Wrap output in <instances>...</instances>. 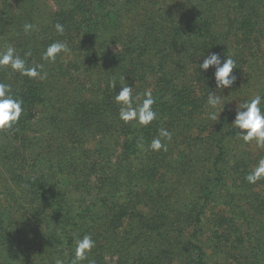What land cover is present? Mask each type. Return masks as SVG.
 <instances>
[{
    "label": "trees",
    "instance_id": "trees-1",
    "mask_svg": "<svg viewBox=\"0 0 264 264\" xmlns=\"http://www.w3.org/2000/svg\"><path fill=\"white\" fill-rule=\"evenodd\" d=\"M201 1L212 4L217 0ZM246 1L249 0H244L242 6ZM251 1L254 5L250 10L257 17L260 10L255 12V6H261L263 0ZM55 2L58 7L50 11L46 7L48 3L39 0H0V49L11 44L21 57L31 52V56L26 57L28 65L43 63L48 73L47 79L41 81L0 67V82L12 86L13 93L22 98L24 109L12 130L0 131V264H54L56 258L71 264L73 237L85 233L92 235L96 247L83 264H101L104 258L114 259L104 264H264V179L256 184L245 180L249 172L247 166L255 165L257 159H249L238 175V161L231 164L228 160L224 134L222 139L218 137L221 125L214 131L209 130L215 136L212 137L217 145L214 152L208 148L199 159L189 151L190 145L165 168L167 178L175 180V172L185 178L184 184L175 189L176 196L187 194L185 210L196 222H202L206 206L215 199L210 218L213 240L207 252L200 247L199 240L194 239L197 234L185 235L181 226L173 229L167 214H172L171 210L177 205L168 208L170 204L161 205L158 201L164 183L171 188L169 180H155L158 174L155 170L162 164L163 157H168L169 150L139 152L137 147V141L142 139L147 148L160 127L172 133L182 129V134L194 126L195 134L203 135L216 121L206 116L196 118L193 110L202 99L194 96H207L215 90L223 97L221 91H226L227 96L223 98L231 103L232 100L242 102L257 92L264 95L263 68L250 64L248 76L243 77L241 83L237 78L232 88L224 90L215 89L214 80L209 79L211 75L201 74L196 60L190 70L188 64L199 50L196 46L200 45L192 39L210 37L205 13H197L183 28L179 22L188 18L176 20L177 16H172L168 19L171 8L160 7L157 17H154L155 9H138L150 15L147 21L153 20L134 35L135 48L115 51L109 47L132 40L127 35V22L133 16L130 7L135 9L136 5L129 6L130 0ZM169 21L171 25H167ZM250 21L251 18H247L245 27ZM193 22H196L195 28ZM26 23L33 24L35 30L25 34ZM56 23L64 26L63 35L56 32ZM114 27L116 30H112ZM193 29L198 37L192 35ZM57 40L67 42L70 52L59 55L55 63L43 61L41 53ZM96 59L101 63L96 66V73L106 77L105 71H111L117 84L121 76H126L129 85L134 80L141 81L142 87L151 80L160 84L161 91L170 89L177 94L179 99L176 98L175 103L171 104L168 99L162 104L161 110L166 105L169 117L158 115L154 125L147 127L120 121L119 105L112 102L113 95L120 91L119 85L113 90L106 80L99 87L81 86V77L84 78ZM233 74L241 76L239 69ZM67 92L71 96L63 102L61 98ZM124 126H129L131 134L122 130ZM116 131L123 139L122 146ZM225 133L238 136L237 130ZM115 153L119 154L117 158H113ZM200 160L210 161L211 174H216L213 184L208 177L199 179ZM224 165L225 170L219 169ZM52 166L58 167L65 178L61 182H49L50 188L48 180L57 175L50 170ZM107 170L124 179L139 181V191L133 192L131 198L127 196L119 207L98 211L88 202L72 205L62 199L71 189L85 190L91 197L96 191L94 177L98 182ZM165 174L158 175L164 177ZM81 176H85L84 179ZM107 180L103 178L100 186ZM217 188L222 192L214 196ZM196 193L201 195L202 203L199 198H193ZM240 201L245 202L240 204ZM140 204L148 207L147 218H139L135 226V217L127 209L138 210ZM122 219L128 221L130 231H115Z\"/></svg>",
    "mask_w": 264,
    "mask_h": 264
},
{
    "label": "rangeland",
    "instance_id": "rangeland-1",
    "mask_svg": "<svg viewBox=\"0 0 264 264\" xmlns=\"http://www.w3.org/2000/svg\"><path fill=\"white\" fill-rule=\"evenodd\" d=\"M43 2H47L48 4L46 7L50 10L53 11L55 9V6L58 7V4H56V0H39ZM60 1V0H59ZM194 0L187 2L185 0H130L129 6L132 4V6H135V9H132L130 7V10L133 12V16L129 18V22L127 24L129 25V30L127 32V35L132 39V40H124L121 43H115L112 47H109V50H125L126 48H135L136 43L135 39H133L134 35H138L139 32L144 28L145 24L151 22L153 18L150 21H147V18L150 15H145L143 12L139 11L141 9H155L156 13L154 17L159 16L157 11L159 10L160 7H167L171 8L172 12L170 13L168 19H171L172 16H177L175 19L178 20L179 18L187 19L186 21L179 22V26L181 25L183 28L185 27V24L187 25L189 20L195 19V15L197 13H205L208 22L207 29L209 30L210 37L208 38H198V39H192L195 40V43L200 44L197 45L196 47L199 49L197 54L192 57L191 63H189L188 68L192 70V65L194 66L195 64L193 63L195 60L197 64L203 62L202 56L208 52H217L220 53L222 56H229L231 55L235 61H236V66L237 69H234L233 72H237L238 69L240 71L241 76L237 75L239 78V82H242L243 77L248 76L250 73V64H255V67H262L263 72H264V0L263 4L261 6L256 5L255 6V12L256 9L260 10L255 18L253 16L252 10L250 8L254 5L252 4V1H246L244 6H242L244 0H217L214 1L212 4L210 2L204 3V1H197L193 2ZM157 2V5H156ZM256 2V1H255ZM247 5L246 9L244 8ZM263 6V8H262ZM244 8V10H243ZM139 9V10H138ZM262 9V10H261ZM135 11V13H134ZM168 16V15H167ZM251 18L250 23L248 26L245 27L244 23L247 22V18ZM128 21V19H127ZM172 21V20H171ZM171 21L167 23V25H171ZM196 22H193L195 24ZM117 25V24H115ZM165 25V26H167ZM180 26V27H181ZM196 27V24L193 26V28ZM112 30H116V27H114ZM250 32V33H249ZM192 35L198 37L199 35L196 33L195 30L193 29ZM187 37V36H186ZM195 56H198L195 58ZM241 59V60H240ZM101 65L99 61H95V64L91 65L89 67L90 70L87 71L85 74L84 78H82L83 83L81 86H86V85H94L96 87L102 86L103 83L112 81L114 78V75H112L111 71H105L106 77L103 75L99 76L98 73H96V66ZM118 62L116 63V65ZM107 65V64H106ZM110 66V63L109 65ZM50 68V65L48 66ZM199 68V67H198ZM213 69L210 68L207 72H201L204 76H207L208 74L212 76ZM96 75V76H95ZM90 79L91 81H88ZM70 83V79L67 81ZM141 81H132L130 83V86L133 85L134 87L137 88V90H134V93H142L146 89H151L153 96L156 98V104L153 105L154 110L157 111L158 115L164 116L165 118L169 117L167 114V107H165L161 110L162 104L164 101H167L168 99H171L170 102L171 104L175 103L176 98L179 99V96L174 95L173 92L170 91H161V86L160 84H155L150 80V82L144 84L145 86L142 87ZM262 83H264V74L262 78ZM68 88L70 87L67 86ZM120 87V86H119ZM256 89V86L254 87ZM252 88V89H254ZM103 91V90H102ZM215 91V90H214ZM55 90L53 91V93ZM226 91H221V94H224ZM63 95V94H62ZM71 95L67 94L65 96H62L61 99H63V102H65L66 98H69ZM78 98V96H76ZM164 98L159 100L160 98ZM196 99L201 100L197 104V107L194 108L193 113L196 114L197 117H204L205 113L207 111L206 108V99L207 96H200V95H195L194 96ZM243 97V96H241ZM158 99V101H157ZM185 99V98H183ZM60 100V99H58ZM114 102V95H113V101ZM186 102V101H185ZM184 102V103H185ZM236 102L234 103H229L225 105L224 110L219 108V111H222L220 114L219 120L208 129L203 135H198L195 134L196 132V127H192L189 132H184L182 134L181 130H177L173 133V138L172 141L168 143V149L169 152H167L166 156H168L166 159H162L161 165L158 167V169L155 170V172L164 173L165 174V168L168 164L170 163V160H175L179 157L180 154L185 153L184 148L189 147L191 145V148L189 151L193 152L192 154H197L199 156L198 158H203L204 156L202 152L205 150H208V148H211L212 151L214 152L216 141L212 138L215 136H212L211 134L218 126H222V131L218 135L219 138L222 139V136L224 134L225 139L223 141L224 146L227 147V152H228V160H230L231 164H234L235 161H238L239 166V174L241 175V172L243 170V166L247 164L249 159L254 160V159H259L264 152V149L257 148L255 143L251 144H244L239 138L234 137L232 135H226L225 132H228L230 130H236L231 127V122L234 119L235 108ZM170 106V104L168 105ZM165 109V110H164ZM190 110V108H188ZM162 120V118H161ZM160 120V121H161ZM129 125V124H128ZM150 125H154L153 122ZM149 125V126H150ZM129 127V126H128ZM128 127L124 126L122 130L125 133H129ZM116 135H118L121 139L120 132L116 131ZM131 134V133H129ZM132 136H135L134 133ZM150 138V136H149ZM116 143V140L114 141ZM122 142L120 146H122ZM139 152L142 150L140 148ZM119 150V149H117ZM248 151L250 152V155L248 154ZM166 152V151H165ZM132 152H130L131 154ZM247 153L248 155H244ZM140 154V153H138ZM118 153H115L113 155V158L118 157ZM137 155V154H136ZM249 156V157H248ZM188 158H193L192 156H188ZM195 157V158H196ZM123 158V157H122ZM197 158V160H199ZM234 160V161H233ZM173 162V161H172ZM200 177L199 179H202L204 177H208L211 179L210 184L215 181V176L216 174H211L210 170V161H201L200 160ZM135 166V165H134ZM254 165H248L246 171H251L252 167ZM138 169V166H135ZM219 169H226V166L224 165L223 167H219ZM51 171L53 173H56L57 175L53 179H49L48 183L56 182L59 180L60 182L65 178L64 174H60V171L58 167L52 166ZM46 172V171H45ZM152 171L150 172V174ZM176 173L175 180L169 179L166 177L167 174L164 175V177H160L158 174H156V181L159 182H166L167 180L170 181L169 186L171 187L170 189L168 186L164 183L163 185V190H160L161 194L158 197V201L161 205H166L170 204L168 208L174 207L177 205L176 208H173L171 210L172 214H167L169 216V221L172 222L173 224V229H177L178 226L182 227L183 233L186 235V233H191L192 234H197V236L194 238L195 240H199L198 244L200 247L204 250H208V247L210 245V241L213 240V235L211 233V229H213V224L211 222V215L214 213V205L216 204L215 199H212V202L208 206H206V209L203 212L202 215V222L198 223L195 221L193 217L190 216V212H187L185 210V203H184V198L187 196L186 193H182L179 196H176V191L178 187H181L184 182L185 178L183 175L179 174L178 172ZM49 174V173H48ZM48 174L44 178L45 180L48 179ZM139 174V173H136ZM204 174V175H203ZM108 176V177H105ZM102 175V179L106 178L108 179L104 185L101 187L100 182L102 179L98 180L96 182V177H94L93 181V188L96 191H93V195L91 197H88L85 194V190L82 189H77V190H70V193L68 196H63V200H66L65 202L71 203L72 205H79L83 202H88L89 205L96 211L100 209H108V208H116L121 206L122 202H124L125 198H131L133 192H138L139 191V181L135 180H130V179H124L120 177L119 175H113L112 170H107L106 175ZM185 176V175H184ZM225 176V175H224ZM85 176H81V179H84ZM208 178L206 180H208ZM238 180H240L241 177L237 176L236 177ZM133 182V183H131ZM49 183V184H50ZM174 186H172V185ZM51 188V184H50ZM53 188V187H52ZM219 192H222L221 188H217L214 196H218ZM200 194H194L193 198L197 200L199 198L200 203H202V199L200 198ZM245 201H240V204H243ZM129 203V202H128ZM199 203V205H200ZM131 205V203H129ZM141 205V206H140ZM138 206V210H133L132 208H128L127 211L129 210L130 215H133L135 217V226L138 224L139 218L140 220H143L147 218V208L144 207L143 204H140ZM149 206V202H148ZM191 206V205H189ZM248 206V205H245ZM121 218V217H120ZM123 218V217H122ZM122 224L121 226L117 225L115 231L117 232H127L130 231L131 228L128 225V221L126 219L121 220ZM197 230V231H196ZM195 231V232H194ZM190 235V236H191ZM197 238V239H196ZM192 239V240H194ZM110 260H114L112 258H104L101 264H104L105 262H112Z\"/></svg>",
    "mask_w": 264,
    "mask_h": 264
},
{
    "label": "clouds",
    "instance_id": "clouds-1",
    "mask_svg": "<svg viewBox=\"0 0 264 264\" xmlns=\"http://www.w3.org/2000/svg\"><path fill=\"white\" fill-rule=\"evenodd\" d=\"M56 32L63 35L65 29L60 23L54 25ZM35 30V26L26 23L23 26L25 34H29ZM70 49L65 41H54L47 45L41 53V59L48 63H55L57 57L61 54L69 53ZM31 56V52H26L24 57L18 54L16 48L11 44H7L0 49V67L10 68L12 72L19 73L29 79H39L41 81L47 79L48 73L44 70L43 63H35L28 65L26 57ZM203 62L199 63L200 72H207L213 69L212 76L209 79L214 80L215 89H230L236 82V75L233 70L236 69L235 59L229 56H222L217 52H208L203 56ZM117 85L120 91L114 95V103L119 105L118 119L125 124L133 123L147 127L154 120H158V113L154 110L153 105L156 104V98L152 94L151 89H146L142 93H134L133 85H129L126 76H121L119 84L113 79L109 83V87L113 90ZM227 95L223 94V97ZM222 96L217 95L214 91L207 94L205 116L212 121H218L220 114L225 108L226 102ZM236 101V100H232ZM230 101V102H232ZM222 111L218 109L221 108ZM24 109L23 100L13 93L12 86L8 83L0 82V131L12 130L20 121ZM235 116L231 122V127L237 130L238 138L244 144L255 143L257 148L264 149V95L259 92L253 94L242 102L236 101L234 108ZM158 135L153 137L145 148L142 139L137 141V147L141 150H150L153 152L167 151L168 143L172 141L173 133L167 128H158ZM264 179V156L260 157L251 171L245 176V180L249 184H256ZM73 258L71 264H83L88 260L92 249L96 247V241L90 233L82 236L73 237ZM54 264H64V260L56 258ZM94 264V262H90Z\"/></svg>",
    "mask_w": 264,
    "mask_h": 264
}]
</instances>
